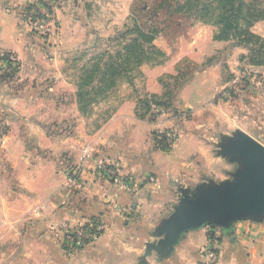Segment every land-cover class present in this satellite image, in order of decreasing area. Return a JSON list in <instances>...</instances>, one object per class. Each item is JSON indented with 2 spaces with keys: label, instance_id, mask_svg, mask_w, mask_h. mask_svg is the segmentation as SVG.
I'll return each mask as SVG.
<instances>
[{
  "label": "crops",
  "instance_id": "1",
  "mask_svg": "<svg viewBox=\"0 0 264 264\" xmlns=\"http://www.w3.org/2000/svg\"><path fill=\"white\" fill-rule=\"evenodd\" d=\"M73 1L60 12V43H74L71 48L84 40L68 38L71 22L80 26L72 8L81 6ZM27 2L0 0V264H199L211 228L220 233L219 264H264L261 220L240 219L230 230L213 225L188 230L170 253L148 251L147 246L160 239L157 228L177 203L171 185L145 183L149 175L188 173L184 163L194 158L204 161V171L214 179L224 180L229 165L206 142L217 129L222 135L240 129L264 143V95L250 88L233 99L221 94L229 83L226 74L234 75L248 50L232 40H216V27L202 22L171 41L157 37L166 60L143 64L135 86L120 87L115 92L120 101L91 130L92 120L80 112L76 90L55 68V51H41L24 24ZM252 30L264 37V20ZM12 54L21 61L14 73L9 57L3 59ZM211 57L217 59L203 68ZM184 59L199 69L179 89L174 109L190 119L177 124L165 113L157 121L138 117L140 97L162 94L160 78L175 74ZM165 128H176L181 138L164 150L156 146V135ZM88 146L93 155L85 159ZM104 160L144 180L141 188L132 192L103 179L95 169ZM74 169L80 186L69 188L67 178ZM90 220L106 229L97 240L70 251L57 228Z\"/></svg>",
  "mask_w": 264,
  "mask_h": 264
},
{
  "label": "rangeland",
  "instance_id": "2",
  "mask_svg": "<svg viewBox=\"0 0 264 264\" xmlns=\"http://www.w3.org/2000/svg\"><path fill=\"white\" fill-rule=\"evenodd\" d=\"M28 2L24 7H27L29 5L28 11L25 16V25L28 29V31L31 34V36L36 39L38 43V47L41 51L45 50H52L55 51L54 54L58 56L59 62L55 66L56 69L61 71V74H63L64 78L66 79L67 83L71 85L72 88L76 90V96L77 92L79 90V86L81 83V78L83 75L84 67H89L95 63L97 60V57L99 54H102L107 51L116 52L118 49L121 48L124 39L120 37L119 35L124 32L128 26H133V17L134 13L139 16L140 23L143 27L150 29L153 26L160 29V33L157 35L158 38L163 37L166 40H173L174 38L178 37L180 34L186 33L192 26H194L196 23H199L200 21H195L194 18L187 17L186 15H173L170 16L167 12H161L155 17H149L146 16L149 9H152V6L154 5V2L157 0H77L76 3L74 1L72 3L74 4H80V8L76 10L74 9L73 12H77L76 14V20L79 22L80 26L72 25L75 22H71V25L69 27L70 34L69 39L70 42H73L74 40H81L82 44H76L75 48H71V45L68 44H61V34H62V18L60 16L61 9L64 4L71 0H53L51 2L52 10H53V25H52V31L51 32H45L44 29H36L29 24L30 18L34 17V12L32 8L34 5L33 3L37 0H27ZM120 9V12H116ZM26 10V8H25ZM73 18V17H72ZM76 27V28H75ZM156 37V38H157ZM156 40V39H155ZM80 42V41H79ZM78 43V41H77ZM67 45H70L69 48H64ZM44 47V48H43ZM55 49L53 50V48ZM18 57V55L14 54ZM10 56V55H9ZM8 56V57H9ZM10 59V58H9ZM6 60V59H5ZM10 63L12 71L11 72H17L20 69L21 61L18 58L17 61H13V63L9 60H6ZM109 61V56L107 55L103 60L102 64ZM190 63H186L184 65L185 71H190V67L193 66ZM250 65L244 61L240 68L235 72L238 73L243 72L247 67ZM188 67V68H187ZM10 69V68H9ZM194 70H198L199 66H194ZM136 73V72H134ZM131 74V77L133 74ZM196 73V71H195ZM234 73V74H235ZM136 75V74H135ZM140 75H136L132 80H129L128 77H124L123 79H120L118 82V86L114 88L110 93L106 94L104 97L97 98L98 100L92 104H90L88 111L86 114V118L89 120H92V127L97 129V121L96 120H105L107 115L110 113V111L113 110L116 103H118L119 96L115 92L122 87L123 85H130L135 86L136 81L139 79ZM260 78V86H252L249 82L245 81L247 88H250L251 90L259 93L261 92V86H264V72L260 71L259 73ZM70 87V86H69ZM92 85H86L84 87V90H90L91 92H94V89L91 88ZM249 89V90H250ZM224 92V91H223ZM221 92L223 95L224 93ZM260 94V93H259ZM263 94V93H262ZM264 95V94H263ZM224 96V95H223ZM144 97V95L142 96ZM141 98V97H140ZM108 111L109 113L105 112ZM105 113V115L103 114ZM167 114L171 118L175 117V120H177V124H181L184 121L190 119V116L188 113L183 112H177L173 109H163L159 108L157 106H154L152 111L148 114L151 116V120L157 121L158 118L162 114ZM107 114V115H106ZM172 128L168 129L171 130ZM167 128L162 129L159 131L160 135H164ZM176 135L177 138L175 139V142H177L181 138V132H178L175 129L171 130ZM205 133V132H204ZM204 133L199 135V138L203 137L205 138ZM233 135V133L229 134ZM253 136V135H252ZM223 135L221 133H218V129L215 131V135L212 137V139H207V145L210 142L212 144L213 152L216 155V158L221 159L224 161L225 165H229V170L227 171V176L225 179H232V174L239 169V163L231 160L227 157H223L219 155L218 151L220 149V141ZM173 143V145L175 144ZM172 145V147H173ZM171 147V148H172ZM165 150V149H164ZM176 160V158H175ZM196 159H191L189 161H186L184 163V166L187 167L190 171L188 173L182 172L180 174L172 175L173 178L169 177L168 175L164 174H152L149 175V177L144 181L140 177H136L141 183L144 181L152 182V181H158L161 186H166L165 182L169 185H171V191L173 196L177 198V203L173 206V211L175 206L179 203V200L182 198V192L181 189H188L189 191H194L202 184H207L212 181L220 182V180L214 179V176L210 173H207L204 171V161L202 159L195 161ZM177 161V160H176ZM202 166V168H201ZM183 169V168H182ZM197 169H199L197 171ZM120 170V168H119ZM121 171V170H120ZM194 171V172H192ZM122 172V171H121ZM123 173V172H122ZM125 174V173H123ZM125 175H132V174H125ZM134 176V175H133ZM149 180V181H148ZM167 180V181H166ZM141 188V186L136 190L138 191ZM133 191V192H136ZM172 211V212H173Z\"/></svg>",
  "mask_w": 264,
  "mask_h": 264
},
{
  "label": "trees",
  "instance_id": "3",
  "mask_svg": "<svg viewBox=\"0 0 264 264\" xmlns=\"http://www.w3.org/2000/svg\"><path fill=\"white\" fill-rule=\"evenodd\" d=\"M161 12H167L170 16L186 15L194 18L195 21L215 26L216 40H232L235 46L248 50V54L243 58L244 61L250 66L264 67V37L252 30L257 22L264 20V0H157L146 16L155 17ZM133 23L132 27L128 26L119 35L124 39L120 49L116 52L107 51L99 54L93 65L84 67L77 92V102L82 114H86L90 104L96 102L97 98L104 97L116 88L120 79L128 77L132 80L136 75H140L143 64L158 65L166 60V53L155 44L160 29L154 26L150 29L143 27L139 16L135 13ZM107 55L109 61L102 64V60ZM216 59L217 57L208 58L203 68L211 65ZM186 63H190L188 67L193 65L190 71H185ZM194 66L191 60L184 59L177 65L175 74L163 75L160 82L164 86V92L141 97L138 100L136 115L145 118L154 106L175 110L179 89L193 78L195 71H198L193 69ZM132 73H134L133 78ZM225 78L230 82L233 74L228 73ZM86 85H92L94 92L85 91ZM245 85L243 81L238 85L228 86L226 88L230 93L228 98H236L240 90L247 88ZM156 146L162 149L170 148L166 137L159 133L156 135Z\"/></svg>",
  "mask_w": 264,
  "mask_h": 264
},
{
  "label": "water",
  "instance_id": "4",
  "mask_svg": "<svg viewBox=\"0 0 264 264\" xmlns=\"http://www.w3.org/2000/svg\"><path fill=\"white\" fill-rule=\"evenodd\" d=\"M219 145V155L238 162L239 169L232 179L181 189L182 198L158 226L160 239L148 243V251L170 253L186 231L203 226L230 230L240 219L264 221V143L239 129L223 135Z\"/></svg>",
  "mask_w": 264,
  "mask_h": 264
},
{
  "label": "built area",
  "instance_id": "5",
  "mask_svg": "<svg viewBox=\"0 0 264 264\" xmlns=\"http://www.w3.org/2000/svg\"><path fill=\"white\" fill-rule=\"evenodd\" d=\"M51 2H53V0H37L33 3V12L35 14L34 17L30 18L29 20V24H31L32 27L36 29H44L43 31L45 32L52 31V16L54 12L52 10ZM9 58L10 59L8 60L12 63L13 61L18 60V57L14 54L10 55ZM259 73L260 69L258 67L249 66L243 72L239 71L238 73H235L232 80L228 83L227 87H230L231 85H238L243 81L249 82L250 84H252V86L257 85L259 87L261 84ZM261 87V93L264 94L263 85ZM223 93L225 97H230V93L226 89ZM164 136L166 137V141L169 146H172L175 142V139L177 138V135L173 131L168 129L165 131ZM92 153L93 149L89 146L86 147L84 149V158H92ZM95 170L106 181H109L114 185H118L132 192L136 191L141 185V181H139L135 176L123 174L116 164L108 160L98 162L96 164ZM78 174L79 171L77 169L71 170L69 172L67 178V186L69 188H77L80 186V183H78ZM57 229L63 234L64 243L67 248L70 251H73L87 245L92 241L97 240L100 234L106 229V225L100 221L90 220L86 223L80 224L64 223ZM211 229L212 235L210 236V240L208 244L202 249L204 260H202V262H200L199 264H219L220 254L216 236H219L220 233L218 232V229L216 231L214 230V228Z\"/></svg>",
  "mask_w": 264,
  "mask_h": 264
}]
</instances>
